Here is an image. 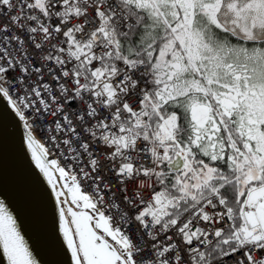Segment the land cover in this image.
<instances>
[{"label": "snow or ice", "instance_id": "snow-or-ice-1", "mask_svg": "<svg viewBox=\"0 0 264 264\" xmlns=\"http://www.w3.org/2000/svg\"><path fill=\"white\" fill-rule=\"evenodd\" d=\"M0 99L71 264H264V0H0Z\"/></svg>", "mask_w": 264, "mask_h": 264}, {"label": "water", "instance_id": "water-1", "mask_svg": "<svg viewBox=\"0 0 264 264\" xmlns=\"http://www.w3.org/2000/svg\"><path fill=\"white\" fill-rule=\"evenodd\" d=\"M23 122L0 99V197L17 218L38 264H71L70 253L54 229V199L32 161ZM0 264H7L0 253Z\"/></svg>", "mask_w": 264, "mask_h": 264}, {"label": "built area", "instance_id": "built-area-1", "mask_svg": "<svg viewBox=\"0 0 264 264\" xmlns=\"http://www.w3.org/2000/svg\"><path fill=\"white\" fill-rule=\"evenodd\" d=\"M14 98H15V97H14ZM35 135H36V138H37L38 141H43V137H41V135L39 134V132L35 133ZM132 187H133V185L130 184V185H129V188L131 189ZM144 196L147 197V196H148V193L145 192V193H144Z\"/></svg>", "mask_w": 264, "mask_h": 264}]
</instances>
